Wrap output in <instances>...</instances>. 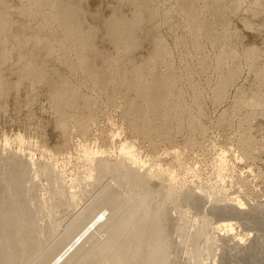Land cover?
<instances>
[{
  "label": "rangeland",
  "instance_id": "rangeland-1",
  "mask_svg": "<svg viewBox=\"0 0 264 264\" xmlns=\"http://www.w3.org/2000/svg\"><path fill=\"white\" fill-rule=\"evenodd\" d=\"M65 1L74 10L72 19L82 22L91 32L92 46L83 51L95 68L92 75L67 70L60 56L65 52L68 60H75L77 53L74 45H64L63 33L48 12L51 8L42 0H0V12L10 25L0 33V146L4 145V137H8L12 151L19 147L21 152L33 153L36 161L55 160L53 163L66 176L65 185H61L64 190L74 191L67 187L69 179L74 180L79 190L73 203L55 194L56 209L51 220L57 222V229L49 228L44 210L36 214L38 248L22 264H34L52 256L66 240H61L63 228L74 214L73 209L87 205L107 180H114L109 173L96 187L82 180V166L77 159L81 145L100 147L106 152L110 149L106 157L113 159L122 141L132 144L145 161L143 170L155 162L159 168L152 174L155 186L150 207L153 211L158 206L165 210L162 225L169 243V264H220L221 261L264 264V0ZM45 12L48 13L43 16ZM112 15L127 20L139 16L134 42L128 49L121 47V43L119 50L115 47L107 27ZM200 19L204 22L202 27L198 24ZM190 21L197 24L195 31L189 28ZM43 40L54 44L50 56ZM160 46L168 53L165 60L154 64L151 57L160 52ZM227 47L237 51L236 57ZM90 48L94 51H87ZM220 48L226 54L222 57L226 56L227 68L238 65L239 61L241 65L235 69L236 81L217 96L213 87L219 73L227 69L224 62L222 69L217 65ZM248 49H254L258 56L255 70L248 68L243 57V51L246 53ZM145 62L151 64L149 68L154 76H166L171 88L179 93L184 111L179 113L181 123L172 115L166 120H155L153 126L137 128L130 107L137 96L129 78L133 69ZM28 65L44 78L30 82ZM259 68L263 70L256 71ZM57 75L68 77V84L77 92L63 103V125L60 110L49 98L51 83H45L47 77L51 81L60 79ZM88 77L97 79V83L92 84ZM105 78L109 81L104 82ZM239 92L247 97L253 92L259 94L258 112L247 114L246 106L237 100ZM189 118L199 121L203 130L194 131ZM249 133L254 136L251 146L240 149L239 143ZM17 135L23 137V147L14 139ZM42 146L45 151L41 150ZM220 156L224 157L226 167L219 182L215 163ZM162 170H172L178 175L170 190ZM27 173L32 175L31 171ZM47 184L44 177L38 179L36 192L32 194L34 202L48 191ZM130 187L131 184L117 181L114 184L124 203L134 204L135 200L129 198ZM235 196L244 203V213L219 215L218 209L228 206ZM223 222L232 223V229H214ZM109 235L110 231L101 229L97 236L103 241ZM89 257L77 264H93L91 258L99 260L97 253H89Z\"/></svg>",
  "mask_w": 264,
  "mask_h": 264
},
{
  "label": "bare ground",
  "instance_id": "bare-ground-1",
  "mask_svg": "<svg viewBox=\"0 0 264 264\" xmlns=\"http://www.w3.org/2000/svg\"><path fill=\"white\" fill-rule=\"evenodd\" d=\"M31 1L33 2L34 0ZM42 1L51 8L48 12L52 14L51 20L55 21V25L63 33L64 45L68 47L71 44L74 45V50L77 53L75 60L74 58L68 60L65 52L60 56L67 70L71 73L81 70L82 73L92 75L95 68L90 63L86 52L83 51L88 46H92L90 30L85 29L82 22L72 19L71 14L74 10L65 0ZM237 5L239 4L237 3ZM189 7L191 8V4H189ZM48 12L43 13V16H46ZM191 15L193 16L194 14ZM202 21V19L198 21L201 27L204 24ZM138 23V15H135L131 20L119 18L115 15L108 18L107 27L109 34L113 35L117 50H119L120 43L121 47L128 49L130 43L134 42L133 33ZM9 28V23L3 19L2 13L0 12V33L7 31ZM189 28L195 31L197 24L190 21ZM195 35L198 36V32ZM197 36L195 39L198 38ZM14 38L17 39V37ZM43 41L47 46V54L50 56L54 44L50 40ZM158 50L160 52L153 58L151 57L150 62L154 64L165 60L168 53L161 46L158 47ZM220 50L222 51L217 55V65L219 66L220 64L221 68L223 66L221 64L222 62L225 64L224 59L226 58L225 56L223 59L222 56L226 54L223 55L222 48ZM87 51L92 52L94 49L90 48ZM245 51H243V57L248 62V68L255 70L253 66L258 56L254 53V49H248L246 53ZM231 52L234 56L238 54L236 53L237 51L235 52V49L232 51L229 48V53ZM229 53L227 54L229 55ZM228 59L230 58L228 57ZM226 64L225 68L229 65ZM239 64L240 61L238 65H232L225 71L223 70L224 72H221V74L219 73L216 84L213 87L217 96L226 91L227 85L229 86L230 83L236 81L237 74L235 69L239 67ZM149 65L151 64L145 62V64L135 67L133 69V76L131 75L129 78L133 92L137 96L136 102L130 104L132 114L136 117L135 122L137 123V128L142 129L148 124H152L153 126L155 120H166L172 115H176L181 123L182 116H179V113L184 111L180 103L179 93L171 88V82L166 76H163V74L158 75V77L154 76ZM260 70L263 69L259 68L256 71L261 72ZM26 72L30 76V82L44 78L42 73L35 72L30 65L27 66ZM57 76L60 79L55 78V80L53 79L51 81L49 79L50 77H47L45 83H51L49 98L52 105L60 110V124L63 125L65 121V113L62 109L64 107L63 103L66 99L77 94V92L68 84V77ZM89 81L95 84L98 80L89 78ZM107 81L109 79L105 78L104 82ZM259 88L257 85V89ZM198 91L200 90L198 89ZM240 93L237 100L244 107L246 106L247 114H255L257 109L260 108V104L257 103L260 99L259 94L253 92L252 95L247 97L243 92ZM188 120L194 131L200 132L203 130L199 121L193 120L192 118ZM162 123H165V121ZM184 124L187 123L185 122ZM246 132L248 134V131ZM247 134H245L239 143L240 146L238 144L240 149L251 146V141L254 136L251 133H249L250 135ZM4 138V145L3 147L0 146V264H22L38 248L39 237L36 235V230L39 229V225L35 219L36 214L44 210L46 219L49 221V228L57 229V222L54 221V224L51 220V216L56 209V204L53 202L55 194H59V197L67 198L73 203L79 190L76 189L77 186L74 185L73 179H69L70 184L67 187L74 191L64 190L61 185H65L66 176L63 170L58 168L59 166L55 162L53 163L55 160L49 163L36 161L33 159V153L21 152V150L19 151V147L17 148L18 150L12 151L13 148L11 149L10 147L11 141L8 137ZM14 139H16L20 147H23V137L17 135ZM80 148L78 153L80 155L77 159L82 166V180L86 184L96 187L105 180V175L108 173L111 179L114 180H107L105 186L87 205L84 204L77 210L73 209L74 214L65 222L67 224L63 228L65 231L61 240L65 238L66 240L52 256L50 255L47 259L41 258L34 264H70L72 262H74L73 264H77L86 258H90L89 253H97L99 255V260L91 258L93 264L94 261L95 264H169V243L165 236L166 229L162 225L165 221V210L162 206H158L154 211L150 207L154 192L153 187L155 186V183L152 182V174L156 169H159L158 166L156 167V162L153 160L155 163L143 170L145 161L140 158L134 146L126 141L120 142L118 147H116L117 154H115L116 156L114 155L115 157L113 159L106 157V153L110 149L106 152V150L100 147H90L87 144H82ZM41 150L45 151L46 149L42 146ZM114 150L112 149V151ZM243 155L249 158L251 154L245 155L243 153ZM223 158L221 156L218 157L215 163V173L219 182L222 181V173L226 167ZM27 171H31L32 175H29ZM162 172L169 182L167 189L170 190L178 180V175L172 170H162ZM41 177H44L48 181V191L41 193L40 199L34 202L32 194L36 192L37 182ZM32 179L35 181L29 185L25 184L27 182L30 183ZM116 181L119 184H131L129 198L135 200L134 204L124 203V197L119 191L114 189ZM94 194L95 192L90 197ZM231 199L232 201H230ZM231 199L229 200L230 204L228 206L218 209L219 215H223V217L229 215L238 216L244 213L245 210H242L244 203L241 199L236 196ZM92 202L94 204H91ZM255 207L253 206V208ZM124 214H126L125 218H123ZM253 215L255 217V213ZM101 229L111 232V235L103 241H100L97 236ZM214 229H225L229 231L232 229V223L223 222L222 224H217ZM220 264L225 263L221 261Z\"/></svg>",
  "mask_w": 264,
  "mask_h": 264
}]
</instances>
